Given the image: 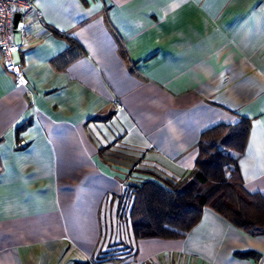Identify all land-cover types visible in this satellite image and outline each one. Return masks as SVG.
Listing matches in <instances>:
<instances>
[{
	"label": "crops",
	"instance_id": "crops-1",
	"mask_svg": "<svg viewBox=\"0 0 264 264\" xmlns=\"http://www.w3.org/2000/svg\"><path fill=\"white\" fill-rule=\"evenodd\" d=\"M34 3L14 53L27 84L0 50V264H264V227L206 206L184 237L136 238L123 205L244 117L238 169L264 194V0Z\"/></svg>",
	"mask_w": 264,
	"mask_h": 264
},
{
	"label": "trees",
	"instance_id": "trees-1",
	"mask_svg": "<svg viewBox=\"0 0 264 264\" xmlns=\"http://www.w3.org/2000/svg\"><path fill=\"white\" fill-rule=\"evenodd\" d=\"M249 131L245 117L234 125H217L203 133L195 168L184 179L134 186L129 217L136 238L184 237L201 221L206 206L242 229L263 228L264 194L245 188L237 163Z\"/></svg>",
	"mask_w": 264,
	"mask_h": 264
},
{
	"label": "built area",
	"instance_id": "built-area-1",
	"mask_svg": "<svg viewBox=\"0 0 264 264\" xmlns=\"http://www.w3.org/2000/svg\"><path fill=\"white\" fill-rule=\"evenodd\" d=\"M20 14L18 23H15L16 14ZM38 13L34 0H0V50L3 54V64L7 72L14 75L21 84H27V78L20 63L14 60V53L23 51L28 44L27 23L32 15ZM21 35V42H16L15 33ZM120 109V103L115 101ZM21 141L20 144H24ZM134 200L133 190L123 199L124 212L129 216Z\"/></svg>",
	"mask_w": 264,
	"mask_h": 264
},
{
	"label": "water",
	"instance_id": "water-1",
	"mask_svg": "<svg viewBox=\"0 0 264 264\" xmlns=\"http://www.w3.org/2000/svg\"><path fill=\"white\" fill-rule=\"evenodd\" d=\"M19 18H20V14H19V13H17V14H16V16H15V23H16V24L18 23V21H19Z\"/></svg>",
	"mask_w": 264,
	"mask_h": 264
},
{
	"label": "rangeland",
	"instance_id": "rangeland-1",
	"mask_svg": "<svg viewBox=\"0 0 264 264\" xmlns=\"http://www.w3.org/2000/svg\"><path fill=\"white\" fill-rule=\"evenodd\" d=\"M133 190V189H132ZM131 191V190H130Z\"/></svg>",
	"mask_w": 264,
	"mask_h": 264
}]
</instances>
